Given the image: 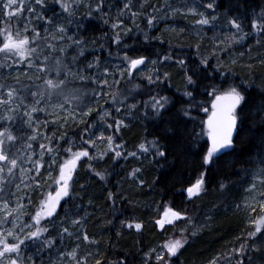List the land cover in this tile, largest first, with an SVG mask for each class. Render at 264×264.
Segmentation results:
<instances>
[{
	"label": "snow or ice",
	"instance_id": "snow-or-ice-1",
	"mask_svg": "<svg viewBox=\"0 0 264 264\" xmlns=\"http://www.w3.org/2000/svg\"><path fill=\"white\" fill-rule=\"evenodd\" d=\"M35 3L47 10L45 0ZM57 4L60 13L39 17L49 25L42 34L41 28L31 22L36 7H30L26 0H0V264H44L42 257L53 250L55 257L49 255V264H133L135 258L128 253L116 259L101 253L102 240L86 227L92 214L85 208L94 206L92 200L87 205L74 201H82L87 195L93 177L101 183L108 178V168L97 167L108 159L115 165L122 159L151 153L153 162L174 163L176 157L169 159L174 149L161 136L173 138L180 154L187 152L197 157L195 166L200 170L194 171L188 181L178 179L176 183L182 185L179 189L157 190L161 200L156 202L158 211L152 223L161 232L166 233L168 228L173 231L147 251L140 249L142 264H181V253L199 230L194 221L196 209H188L185 204L207 196L220 199L217 203L209 201L211 208L205 211L234 208L246 221L236 243L215 253L208 264H249L253 253H258L259 264H264V135L259 140L250 138L246 147L236 145L246 123L253 132L254 124L264 128V82L253 95L255 80L243 79L229 67L242 60L243 53L229 57L227 62L224 59L249 39H254L257 47H264V10L251 17L240 12L228 16L227 11L217 12V0H120L122 7L112 14L104 12L105 0H90L87 15L91 17L95 10L110 24L112 31L105 36L118 50L119 61L95 75L85 76L79 75L85 50L82 45L86 44L80 33L85 28L78 22L75 30L71 28L75 2L57 0ZM138 15L146 22L143 29L135 24ZM57 16L67 17L68 26L55 22ZM169 17L173 22L168 27L177 39L187 32L196 38L195 42L174 45L164 35L153 36L155 26ZM188 17L194 18L184 27L177 26ZM222 17L227 18V31H215L208 38L210 51H203L207 31L217 29ZM125 19L133 24L125 27ZM134 28L142 35V41L137 36L135 41L139 44H124V37ZM219 28L224 29L225 25ZM161 41L168 45L164 55L160 51L155 52V57L142 54L148 52L147 45ZM251 47L246 51H251ZM149 64L151 68L141 73ZM166 64L178 65L184 74L183 97L188 103L175 109V120L164 116L177 103L171 96L161 95L171 83V74L163 71ZM99 66V58H93L84 68L91 73ZM18 67H24V71L19 72ZM72 67L77 72H72ZM248 68L249 74L255 76L253 66L249 64ZM77 77L81 84L95 81L100 89L92 90L95 107L86 102L87 89L73 87ZM198 96L206 99L199 100ZM104 97L107 99L101 106L99 100ZM54 100L57 102L52 103ZM57 112L68 116H57ZM97 112L99 120L91 124L79 120L81 127L76 136L69 137L67 132L49 135L50 124L63 120L66 126L68 119L75 121L77 116L91 117ZM42 113L50 119H38ZM137 117L149 122L160 120L163 131L151 140L145 137L136 145V151H128L120 130L127 127L129 119ZM205 130L207 139H202ZM100 145L104 147L101 149ZM228 153L234 154L233 159H222ZM126 175L137 189L147 187L149 192L159 182L148 184L141 178L140 167H133ZM77 185L80 192L76 191ZM170 192L184 199L179 204L175 199L164 201ZM137 195L131 188L127 192L120 188L109 190L107 200L113 219L106 223L114 225L117 216L125 215L128 209L122 205L142 203L133 201ZM182 220L186 226L175 228ZM118 224L125 231L138 233L145 227L139 215L126 216ZM189 228L196 230L190 233ZM52 232L56 234L51 235ZM90 248L95 251H88Z\"/></svg>",
	"mask_w": 264,
	"mask_h": 264
},
{
	"label": "trees",
	"instance_id": "trees-1",
	"mask_svg": "<svg viewBox=\"0 0 264 264\" xmlns=\"http://www.w3.org/2000/svg\"><path fill=\"white\" fill-rule=\"evenodd\" d=\"M204 2L207 3V0H204ZM217 2L219 4L217 12L223 14L227 11L228 16H231L233 12H240L251 17L254 12L259 13L261 10H264V0H217ZM89 3L90 0H83L82 3L75 2L76 10L74 17H72L71 28L75 30L77 22L85 28V30L82 31L80 35L83 36L86 41V44L84 45L88 46L87 56L92 60L93 58H99V67L104 68L108 67L109 65H115L119 61V57L117 56L118 50L105 36L106 33L110 34L112 31L110 24H106L104 22L105 17L95 12V10H93V15L89 17L87 15L88 11L90 10ZM105 5L104 12H111L112 14H115L118 7H122L120 0H105ZM29 6H34L37 8V13L33 17L32 23L41 29L48 24L43 19H39L40 16L52 17L53 15L61 12V8L57 4V0H45V6L47 8L46 11L41 9L38 4L30 3ZM61 17L63 18L66 26H68L66 23L67 17L65 16H57V20L55 22L58 23V18ZM193 18L194 17H188L187 20L182 19L177 26L184 27ZM145 23L146 22L143 17L138 15L135 20V24L140 25L141 29H143L145 27ZM132 24L133 22L131 20L125 19V27ZM221 24L225 26L227 25L226 17H222L217 21V29H214L213 31H207L206 29L207 37L203 41V51H210L211 46L208 38L211 37L215 31L227 30L226 28L220 29L219 25ZM161 25H163V23L160 24L158 28H155L154 31H152L153 36L164 35L166 39H171L174 45H186L188 43L195 42L196 38L187 34V32L180 39L175 37V34L170 28H168L166 32H163ZM121 31H123V29H121ZM137 36H139L140 41H142V35H140V33L134 28L133 32L124 37V44H133ZM135 42L139 44V41ZM249 45H252L251 51H246ZM147 48L148 52H142V54L152 55L153 57H155L156 51H160V55H164L168 51V45L162 41L151 43L147 45ZM241 53H243V59L237 62L235 65H229V67L232 68L235 75L246 80H255L257 88L252 89V91L253 95H256L258 86L264 82V63H261V61H264V47H257L254 39H249L246 43H243L242 47L233 48L232 52L224 58L225 62H227L229 57L235 58ZM131 54L132 53H130V55ZM188 55H192L193 59H196L193 53H188ZM212 63L215 64L216 60H212ZM249 64L253 66L255 76H251L249 74ZM150 68L151 64H149L148 68H145L141 73L148 71ZM163 71H168L171 74V83L165 87V91L161 92V95H169L177 102L172 109L164 113V116L166 118L171 117L175 120L178 119L175 114V109L179 108L182 104L188 103L187 98L183 97L185 84L183 79L184 74L179 70V66L176 64L164 65ZM73 87L87 89V97H89L90 89L88 84H81L80 82H77L76 86ZM138 99H146V97H138ZM197 99L203 100L206 98L198 96ZM256 99L258 101L260 98L257 96ZM108 105L111 106L109 109L113 107L110 102ZM113 115L115 116L116 113L113 112ZM91 117L85 119L89 124ZM121 118H123V116H121ZM201 119L206 118L201 117ZM166 122L167 121L165 120V123ZM183 123L184 122L181 121V124ZM80 127L81 125L79 123L66 127L68 136H76L77 129ZM163 127L164 125L160 120L149 122L144 120L142 117H137L127 121V127L120 130V135L126 142L127 150L136 151V145L145 139V137L151 140L152 136L154 135L161 136ZM188 127L191 128L190 123L188 124ZM254 127L256 130L253 132L248 128L247 123L244 125L240 131L239 137H237L236 145L238 148L246 147L250 138L254 137L256 140H259L261 135H264V128L256 124H254ZM110 131L111 130H109V132ZM161 139H163L165 143H168L170 147L174 149L169 157L170 160H173V158L176 157L174 163H165L163 161L159 163L153 162L151 153L141 154L136 159H122L118 164L115 165L111 159H108L105 164L97 165L98 168H108V178L103 183H101L97 178L93 177L90 180V186L87 188V195H83L82 201H74L75 204L83 203V205H87L88 201L92 200L94 206L85 208L87 212L92 214L88 219L86 227L90 233H94L98 239L102 240L100 251L108 259H116L117 256L128 253L131 257L135 258L133 260V264H142V261L140 260V249L143 248L144 251H147L173 231V228H168L166 233L161 232L152 223V220L156 217L158 211L156 202L161 200V197L157 194V190L164 189L166 187H170L174 190L179 189L182 185L181 183H176L178 179L181 181H188L189 177L192 176L194 171L200 170L195 166L198 159L197 157L192 156L187 152L180 154L179 149L175 148V140L173 138L161 136ZM202 139H207L206 130L205 136ZM103 147L104 145L101 146V149ZM90 151L92 150L90 149ZM61 155H63V153H61ZM233 157V153H228V155L222 157V159L230 161L233 159ZM85 163H87V161H85ZM133 167L142 168L143 176L141 178L145 179L148 184H153L154 182L159 181L158 183H155V188L152 192H149L147 187L137 189L134 182L127 178L126 173ZM80 174L81 176L84 175L83 168L80 170ZM114 185L116 187H114ZM184 186H186V184ZM117 188L122 189L124 192L129 191L130 188L136 191L139 193V195L132 197V199L133 201L139 200L142 203H126L125 205H122V207H126L128 211L125 212L124 216L116 217V224L109 225L106 223V221L113 219V215L110 202L107 200L108 191L111 190L115 192L117 191ZM76 191L80 192L79 185H77ZM171 199H175L176 203L179 204L184 198L179 195L174 196L172 192H170L168 196L163 197L164 201ZM219 199L220 198L216 196H207L203 197L201 200L194 201L192 204H185V207L188 209H196L194 221L197 229L199 230L196 231V236L191 238V242L181 253V264H208V260L211 259L215 253L221 252L236 243V238L241 232L245 230L246 226L240 223L239 218H237V210L234 208H220L217 211H205L206 209L211 208L209 201L212 203H217ZM145 204H150L151 207H146ZM159 211L162 212L163 209L161 208ZM209 214L212 216V222L210 221L212 227H209V223L205 222L206 217L209 216ZM63 215L64 212L61 211V216ZM131 215H139L144 221L145 227L139 233L135 230L125 231L119 228L118 221L120 219H124L126 216ZM206 221L209 222V220ZM186 223V221L182 220L181 222L176 223L174 227H185ZM194 230L196 229H188L190 233ZM117 232H119L120 235H117ZM55 234V232L51 233V235ZM88 251L94 252L95 249L90 248ZM252 256L253 259L249 261V264H259V254L253 253Z\"/></svg>",
	"mask_w": 264,
	"mask_h": 264
},
{
	"label": "rangeland",
	"instance_id": "rangeland-1",
	"mask_svg": "<svg viewBox=\"0 0 264 264\" xmlns=\"http://www.w3.org/2000/svg\"><path fill=\"white\" fill-rule=\"evenodd\" d=\"M74 2H76V3H82L83 2V0H74ZM26 3L29 5L30 3H32V4H36L35 3V0H26ZM0 12L2 13V9L0 10ZM25 15L27 16L28 14H26L25 13ZM161 15H163L162 13H161ZM33 19V18H32ZM170 21H171V18L169 17V18H167V19H165L164 20V22H163V25H161V27H162V30H163V32H166V30H168V26H169V24H170ZM31 22H33V20H31ZM59 22H64V20H63V18L61 17V18H58V23ZM171 23H172V21H171ZM160 24H162V23H160ZM159 24V25H160ZM159 25H157V26H155V28H158L159 27ZM49 27V25H46V26H44L42 29H41V31H42V34H44L43 33V29L44 28H48ZM225 28L227 29V26H225ZM218 31V30H217ZM227 31V30H226ZM72 33L70 32L69 33V35H71ZM82 47L85 49L84 50V52H83V54H82V57L80 58V62H79V68L82 70L80 73H79V75H85V76H87V75H95L98 71H102V69H103V67H99V68H93L92 69V71H91V73H89L85 68H84V66H85V64H89V63H92L93 62V60L90 58V57H88L87 56V50H88V46L87 45H82ZM9 62H11V61H9ZM26 67V66H25ZM145 68H142L141 69V72L144 70ZM72 72H77V68L76 67H72ZM18 71L19 72H23L24 71V67H18ZM13 75H15L16 73L15 72H13L12 73ZM5 75H7V73H5ZM109 80H111V77H109ZM77 82L79 83V79H78V77H77ZM84 83H86V84H88L89 85V89H90V93H89V99L87 100V103H91V105L93 106V107H95L96 105H95V102H94V100L92 99V97H93V93H92V90L93 89H95L96 91H99L100 89L97 87V85H96V83H95V81H93V82H87V81H85ZM73 86H76V84H74ZM104 91H108V89H104ZM107 99V97H104V98H102V99H100L99 100V104L101 105V106H103L104 104H105V100ZM57 101H52V103H56ZM109 108L111 107L110 105H107ZM52 111V109L51 108H49V112H51ZM56 115L57 116H61V115H63L65 118H67V116H68V114L67 113H63V114H61V113H59V112H57L56 113ZM86 118H88V117H85V116H82V115H80V116H77L76 117V119H75V121H73V120H71V119H68V122H67V125L65 126L64 125V121L63 120H60L58 123H56V124H50L49 125V129H50V131H49V135H51L53 132L54 133H56L57 135H60V134H63V133H65L66 132V127H69V126H72V125H74V124H78L79 123V120L80 119H86ZM38 119H41V120H48V119H50V116H47V115H44L43 113L38 117ZM97 120H99V112H97V114L94 116V115H92V117L90 118V124L91 123H93L94 121H97ZM101 146H103V145H100V148H101ZM92 150V149H91ZM45 176H46V173H45ZM81 203V202H80ZM236 213H237V218H239V220H240V223L241 224H243L244 226H246V221H245V219H244V216H243V214L241 213V212H239V211H236ZM208 217V219H206V220H209V222L208 221H206L205 220V222L206 223H209V227L211 226L212 227V224L210 223V221L212 222V216H211V214H209V216H207ZM214 220V219H213ZM68 245H65V247H67ZM49 255H51L53 258L55 257V250H53L51 253H45L44 254V256L42 257V259H43V261H44V264H49Z\"/></svg>",
	"mask_w": 264,
	"mask_h": 264
}]
</instances>
